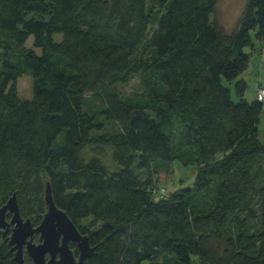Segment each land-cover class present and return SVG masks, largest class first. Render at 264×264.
I'll list each match as a JSON object with an SVG mask.
<instances>
[{"label":"trees","instance_id":"obj_1","mask_svg":"<svg viewBox=\"0 0 264 264\" xmlns=\"http://www.w3.org/2000/svg\"><path fill=\"white\" fill-rule=\"evenodd\" d=\"M218 1L156 0L154 16L147 0H0V208L16 194L38 226L50 182L95 247L85 264H264V102L241 78L251 31L264 41V0L231 33L211 20ZM136 75L142 91L123 96ZM107 122L120 129L96 134ZM176 161L198 163L196 182L158 198ZM0 264H18L2 229Z\"/></svg>","mask_w":264,"mask_h":264},{"label":"rangeland","instance_id":"obj_2","mask_svg":"<svg viewBox=\"0 0 264 264\" xmlns=\"http://www.w3.org/2000/svg\"><path fill=\"white\" fill-rule=\"evenodd\" d=\"M156 0H147L148 7L150 10L153 8L152 13L154 16L158 15V11H163V8L155 7ZM248 3V0H219L213 13L211 20L219 25L227 33L233 32L238 22L243 14V11ZM157 28V22L153 20L152 24L149 26V35ZM251 37L254 42V47L249 46L246 48V52L250 55L251 60L249 67L245 70L241 76L247 83L246 98L249 101H255L257 98V86L262 83L264 85V41L258 40L256 37V31H251ZM62 34L55 35V40L60 41ZM34 37L28 40V47L33 46ZM40 52L41 50H37ZM223 83L230 87L233 94V99L237 101L235 94V84L228 82L223 79ZM142 83L140 75H136L130 81L129 84L120 86L121 93L123 96H131L137 92L142 91ZM18 90L19 94L23 99H31L33 96V81L30 76H23L18 80ZM90 96V95H88ZM264 102V101H263ZM100 105L98 100H91L87 103V107L90 109H96ZM120 129L116 122H107L104 124L103 129L96 131V134L103 133H114ZM258 134L261 140L264 139V110L260 117V122L258 125ZM101 155L108 164H112L111 154L112 149L108 145L102 147ZM93 149L91 147L87 150V155H92ZM199 170L198 163L193 162L189 165H184L180 161H176L172 164L169 172L159 173L156 178L155 192L156 196L159 198L160 195L165 196L171 195L174 192L181 191L182 187H192L196 182L197 173ZM164 191V192H163ZM94 219L92 217L81 220L82 226L89 230H94L99 224L95 225ZM36 242L39 241L35 240ZM193 264H199L195 256L192 257ZM142 264H151L149 261H144Z\"/></svg>","mask_w":264,"mask_h":264},{"label":"water","instance_id":"obj_3","mask_svg":"<svg viewBox=\"0 0 264 264\" xmlns=\"http://www.w3.org/2000/svg\"><path fill=\"white\" fill-rule=\"evenodd\" d=\"M45 201L47 211L38 226L30 218L22 216L16 194L0 208V229L9 240L16 262L26 264L25 257L28 256L32 264H85L95 252V247L67 212L57 206L50 182L46 184ZM8 215H11L10 221ZM35 235L39 236L38 242ZM72 244L77 245L78 255Z\"/></svg>","mask_w":264,"mask_h":264},{"label":"built area","instance_id":"obj_4","mask_svg":"<svg viewBox=\"0 0 264 264\" xmlns=\"http://www.w3.org/2000/svg\"><path fill=\"white\" fill-rule=\"evenodd\" d=\"M256 91H257V99L260 101H264V86L258 85Z\"/></svg>","mask_w":264,"mask_h":264},{"label":"flooded vegetation","instance_id":"obj_5","mask_svg":"<svg viewBox=\"0 0 264 264\" xmlns=\"http://www.w3.org/2000/svg\"><path fill=\"white\" fill-rule=\"evenodd\" d=\"M7 219H8V221H10L11 220V215H8V217H7ZM36 236V235H35ZM38 236V235H37ZM39 237V236H38Z\"/></svg>","mask_w":264,"mask_h":264}]
</instances>
